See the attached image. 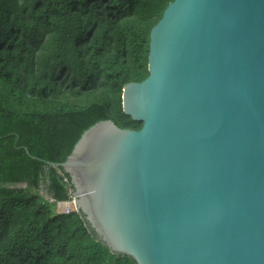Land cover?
<instances>
[{"label": "water", "instance_id": "obj_1", "mask_svg": "<svg viewBox=\"0 0 264 264\" xmlns=\"http://www.w3.org/2000/svg\"><path fill=\"white\" fill-rule=\"evenodd\" d=\"M148 77L61 168L90 233L136 264H264V0H173Z\"/></svg>", "mask_w": 264, "mask_h": 264}, {"label": "trees", "instance_id": "obj_2", "mask_svg": "<svg viewBox=\"0 0 264 264\" xmlns=\"http://www.w3.org/2000/svg\"><path fill=\"white\" fill-rule=\"evenodd\" d=\"M172 1L0 0V264H136L99 242L80 213L52 215L73 191L70 177L26 149L63 163L99 121L142 128L122 107L124 86L149 75L156 24L137 19L149 12L160 20ZM103 88L113 97L78 105ZM17 185L28 187L8 188ZM40 189L55 202L32 195Z\"/></svg>", "mask_w": 264, "mask_h": 264}, {"label": "rangeland", "instance_id": "obj_3", "mask_svg": "<svg viewBox=\"0 0 264 264\" xmlns=\"http://www.w3.org/2000/svg\"><path fill=\"white\" fill-rule=\"evenodd\" d=\"M159 20V17L158 16H155L154 14L152 13H149V12H146L143 14L142 17H140L139 19H137V23H138V26H141L143 24H149V23H152V25L156 24ZM122 45V39L120 38L115 46V51H114V56L118 55L119 53V50H120V47ZM50 50V43H47L45 44L44 48L42 49L41 51V55H45L49 52ZM106 96H110V97H113V91L112 90H108V89H99V90H96L94 92H90L88 93L82 100L81 102H79L78 105L80 106H85L93 101H101L103 100L104 97ZM27 185H17V186H11V187H8L12 190H17V189H27ZM32 195H39L40 197H42L44 200L50 202V203H54L55 200L50 197V195H48L46 193V191L44 189H40L38 191H33L32 192ZM58 214V210L56 209V211L52 212V215H56Z\"/></svg>", "mask_w": 264, "mask_h": 264}, {"label": "built area", "instance_id": "obj_4", "mask_svg": "<svg viewBox=\"0 0 264 264\" xmlns=\"http://www.w3.org/2000/svg\"><path fill=\"white\" fill-rule=\"evenodd\" d=\"M59 214L70 215L76 211L75 199L72 197V190L70 192V197L67 201L55 202Z\"/></svg>", "mask_w": 264, "mask_h": 264}]
</instances>
